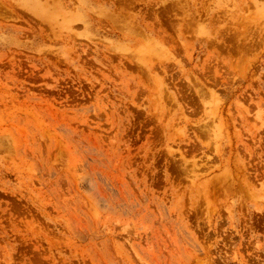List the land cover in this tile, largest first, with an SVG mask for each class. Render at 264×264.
Here are the masks:
<instances>
[{
  "label": "rangeland",
  "instance_id": "374dc122",
  "mask_svg": "<svg viewBox=\"0 0 264 264\" xmlns=\"http://www.w3.org/2000/svg\"><path fill=\"white\" fill-rule=\"evenodd\" d=\"M0 264H264V0H0Z\"/></svg>",
  "mask_w": 264,
  "mask_h": 264
}]
</instances>
